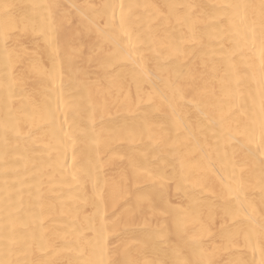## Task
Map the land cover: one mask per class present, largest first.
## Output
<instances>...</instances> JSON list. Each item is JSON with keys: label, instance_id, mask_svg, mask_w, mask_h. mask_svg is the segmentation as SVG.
I'll return each instance as SVG.
<instances>
[{"label": "bare ground", "instance_id": "bare-ground-1", "mask_svg": "<svg viewBox=\"0 0 264 264\" xmlns=\"http://www.w3.org/2000/svg\"><path fill=\"white\" fill-rule=\"evenodd\" d=\"M0 264H264V0H0Z\"/></svg>", "mask_w": 264, "mask_h": 264}]
</instances>
